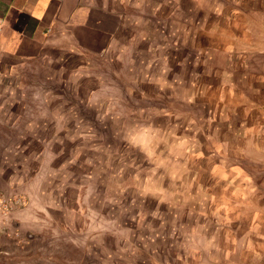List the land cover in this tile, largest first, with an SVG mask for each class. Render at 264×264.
<instances>
[{
	"label": "rangeland",
	"instance_id": "1",
	"mask_svg": "<svg viewBox=\"0 0 264 264\" xmlns=\"http://www.w3.org/2000/svg\"><path fill=\"white\" fill-rule=\"evenodd\" d=\"M109 4L105 51L0 60V264H201L210 168L264 152L263 0Z\"/></svg>",
	"mask_w": 264,
	"mask_h": 264
},
{
	"label": "crops",
	"instance_id": "2",
	"mask_svg": "<svg viewBox=\"0 0 264 264\" xmlns=\"http://www.w3.org/2000/svg\"><path fill=\"white\" fill-rule=\"evenodd\" d=\"M246 12L261 13L264 27V0L262 8L250 7ZM110 15L109 0L102 4L96 0H0V60L4 57L8 63L14 57L29 56L37 44L62 53L105 51L117 29L111 22H118L117 14L112 13L113 21ZM255 33L253 51L259 45L262 49L248 59L246 78L251 88L245 101L255 98L264 111V28ZM233 73L231 93L236 92ZM241 101L235 110H249ZM251 153L255 155L240 158L250 159L256 167L237 164L209 170L213 184L201 191V224L212 223L214 228H201V264H264V152ZM256 159L260 162L254 163ZM209 191L211 195L206 194Z\"/></svg>",
	"mask_w": 264,
	"mask_h": 264
}]
</instances>
